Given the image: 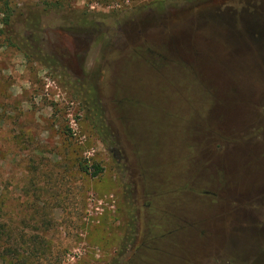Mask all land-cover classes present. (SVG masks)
Segmentation results:
<instances>
[{
	"label": "rangeland",
	"instance_id": "obj_1",
	"mask_svg": "<svg viewBox=\"0 0 264 264\" xmlns=\"http://www.w3.org/2000/svg\"><path fill=\"white\" fill-rule=\"evenodd\" d=\"M59 1L38 57L0 45L9 245L25 264H264V0Z\"/></svg>",
	"mask_w": 264,
	"mask_h": 264
},
{
	"label": "trees",
	"instance_id": "obj_2",
	"mask_svg": "<svg viewBox=\"0 0 264 264\" xmlns=\"http://www.w3.org/2000/svg\"><path fill=\"white\" fill-rule=\"evenodd\" d=\"M62 7L63 5L59 0H47L45 6L41 8L34 3H21L19 0H0V45L21 50L26 56L33 55L34 57H38L37 53L38 51H41V48L37 45L34 47L28 43V41L34 39L35 42H39L40 38L38 32L41 28L40 21L42 20V16L47 15L50 11L61 9ZM256 11V14H258L257 17L264 16L263 7H259ZM84 21H86L85 18L82 19L81 26H85ZM254 31H257V28H254ZM262 72L264 73V69H262ZM232 78L234 79L232 80V84H229L227 93L231 98L238 99L237 96L239 97V92H241L243 87L239 85V82L235 77ZM218 95L219 94H216L217 99ZM240 99L243 102H247L248 106L251 105L253 100L252 98L250 99V97H248L249 100L245 97ZM235 101H233L234 104ZM260 104L261 99H258L255 105L259 106ZM256 121L257 119H254L252 124H256ZM252 131V134L258 135L257 125L253 126ZM101 132L102 131H99L100 134H102ZM101 140L110 150L112 149L114 141L108 136L104 134L101 135ZM78 169L90 176H96L102 171V167L96 163L88 165L80 161L78 162ZM5 235H7L5 232V224L0 220V263H27L24 260L25 257L19 254L18 249L9 245L10 242L5 238Z\"/></svg>",
	"mask_w": 264,
	"mask_h": 264
},
{
	"label": "water",
	"instance_id": "obj_3",
	"mask_svg": "<svg viewBox=\"0 0 264 264\" xmlns=\"http://www.w3.org/2000/svg\"><path fill=\"white\" fill-rule=\"evenodd\" d=\"M261 48V47H260ZM262 59L264 60V55L261 54Z\"/></svg>",
	"mask_w": 264,
	"mask_h": 264
}]
</instances>
